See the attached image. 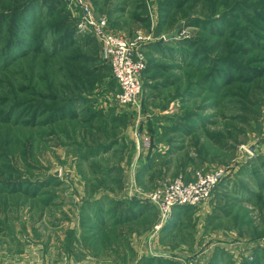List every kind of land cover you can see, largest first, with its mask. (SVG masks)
Returning a JSON list of instances; mask_svg holds the SVG:
<instances>
[{"label":"rangeland","instance_id":"rangeland-1","mask_svg":"<svg viewBox=\"0 0 264 264\" xmlns=\"http://www.w3.org/2000/svg\"><path fill=\"white\" fill-rule=\"evenodd\" d=\"M84 1L146 38L144 90L118 105L73 4L0 0V264H264V0ZM215 168L202 206L142 198Z\"/></svg>","mask_w":264,"mask_h":264},{"label":"built area","instance_id":"built-area-1","mask_svg":"<svg viewBox=\"0 0 264 264\" xmlns=\"http://www.w3.org/2000/svg\"><path fill=\"white\" fill-rule=\"evenodd\" d=\"M73 4L79 13L78 31L92 34L99 42L103 57L109 63L114 79L120 87L117 103L128 108L138 103L143 90V73L147 67L143 43L146 38L135 39L114 34L106 17H99L84 0H63ZM138 154L152 146L151 139L139 132L134 134ZM228 175L225 168L209 172L198 171L190 181L180 177L168 181L156 189L146 192L143 199L153 205L162 221L178 207H199L209 201L218 186ZM135 189V188H134Z\"/></svg>","mask_w":264,"mask_h":264},{"label":"crops","instance_id":"crops-1","mask_svg":"<svg viewBox=\"0 0 264 264\" xmlns=\"http://www.w3.org/2000/svg\"><path fill=\"white\" fill-rule=\"evenodd\" d=\"M98 255L95 256H87L86 258L79 259L78 261L75 260V258H70V263L74 264H112L110 261L106 259L98 258ZM66 261H64L62 264H65Z\"/></svg>","mask_w":264,"mask_h":264},{"label":"trees","instance_id":"trees-1","mask_svg":"<svg viewBox=\"0 0 264 264\" xmlns=\"http://www.w3.org/2000/svg\"><path fill=\"white\" fill-rule=\"evenodd\" d=\"M27 8H28V7H25V8H23V9H22V11H23V10H25V9H27ZM17 18H19V17L17 16ZM144 73H145V71H144ZM223 181H224V180H223ZM222 183H223V182H222ZM219 186H220V185H219ZM219 186H218V188H219ZM218 188H217V189H218ZM217 189H216V190H217ZM186 208H191V207H178V208H176V210H180V209H186ZM174 210H175V209H174ZM105 214H106V213H105ZM108 217H112V216H111V214H110V215H108ZM105 220H106V219H105ZM105 220H103V221H104V223H105ZM104 223H103V224H101V225H102L101 227H103V228H105V226H103V225H104ZM105 224H106V223H105ZM98 236H100V235H98Z\"/></svg>","mask_w":264,"mask_h":264},{"label":"water","instance_id":"water-1","mask_svg":"<svg viewBox=\"0 0 264 264\" xmlns=\"http://www.w3.org/2000/svg\"><path fill=\"white\" fill-rule=\"evenodd\" d=\"M179 32H180V31L178 30V31H176L175 33L169 35V36H168V39H171V38H173V37H176V36L179 34ZM252 150H254V148H252Z\"/></svg>","mask_w":264,"mask_h":264}]
</instances>
